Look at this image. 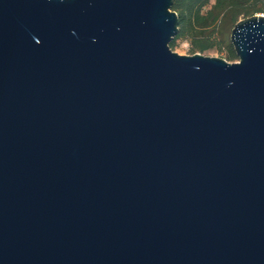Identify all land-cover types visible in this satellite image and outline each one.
<instances>
[{
    "label": "water",
    "instance_id": "95a60500",
    "mask_svg": "<svg viewBox=\"0 0 264 264\" xmlns=\"http://www.w3.org/2000/svg\"><path fill=\"white\" fill-rule=\"evenodd\" d=\"M172 3L0 0V264H264V15Z\"/></svg>",
    "mask_w": 264,
    "mask_h": 264
},
{
    "label": "trees",
    "instance_id": "16d2710c",
    "mask_svg": "<svg viewBox=\"0 0 264 264\" xmlns=\"http://www.w3.org/2000/svg\"><path fill=\"white\" fill-rule=\"evenodd\" d=\"M171 10L178 18L171 50L187 41L191 55L226 50L225 59L232 62L238 59L229 41L231 29L239 19L264 13V0H173Z\"/></svg>",
    "mask_w": 264,
    "mask_h": 264
},
{
    "label": "rangeland",
    "instance_id": "374dc122",
    "mask_svg": "<svg viewBox=\"0 0 264 264\" xmlns=\"http://www.w3.org/2000/svg\"><path fill=\"white\" fill-rule=\"evenodd\" d=\"M212 1L213 0H211V2ZM188 48H189V44H188L187 41H178L177 42V46L175 48H173L172 51L176 52L179 55H191L188 52ZM202 55L212 56V57H220V58H224L225 59L226 50H223L222 52L211 51V52L203 53ZM235 61H237V60H235ZM235 61H232V62H235Z\"/></svg>",
    "mask_w": 264,
    "mask_h": 264
},
{
    "label": "built area",
    "instance_id": "2783aa9c",
    "mask_svg": "<svg viewBox=\"0 0 264 264\" xmlns=\"http://www.w3.org/2000/svg\"><path fill=\"white\" fill-rule=\"evenodd\" d=\"M260 15H264V13H261Z\"/></svg>",
    "mask_w": 264,
    "mask_h": 264
}]
</instances>
